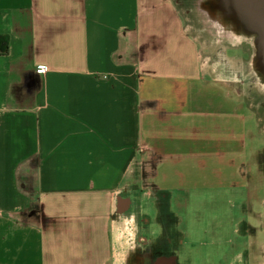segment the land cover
<instances>
[{
  "label": "crops",
  "instance_id": "obj_1",
  "mask_svg": "<svg viewBox=\"0 0 264 264\" xmlns=\"http://www.w3.org/2000/svg\"><path fill=\"white\" fill-rule=\"evenodd\" d=\"M176 3L0 0V264L241 263L192 255L186 207L160 233L146 212L264 184V127Z\"/></svg>",
  "mask_w": 264,
  "mask_h": 264
},
{
  "label": "rangeland",
  "instance_id": "obj_2",
  "mask_svg": "<svg viewBox=\"0 0 264 264\" xmlns=\"http://www.w3.org/2000/svg\"><path fill=\"white\" fill-rule=\"evenodd\" d=\"M199 1L207 3L214 13L223 17L224 24L230 30L224 31L217 26L210 13L201 8ZM211 1L214 3L213 8L210 6ZM217 1L177 0L176 12L187 21V30L200 34L202 47L208 46L218 55L215 62L219 63L223 83L255 112L260 126L264 127V78L254 64L255 35L227 17L216 4ZM260 145L264 151V134ZM255 179L257 176L254 173L252 180ZM258 188L259 192L255 195H239L238 199L234 198L229 203L226 200L229 195H185L186 206L175 201L180 195H171L168 201L161 195H143V198L147 204L146 212L158 233L163 230L160 227L162 223H173L175 217L171 215V210L176 213V208L181 210L186 207L187 214L179 216L175 227L192 231V236H186L185 240L191 242L189 247L195 257L201 256V252L204 256L213 255L214 248L206 247L214 240L223 239L233 241L235 250L241 251L237 257L241 261L239 264H249V256L250 262L255 256L256 264H264V184ZM219 222L222 226L216 225ZM159 253L161 256L174 254L173 249L167 246H162Z\"/></svg>",
  "mask_w": 264,
  "mask_h": 264
},
{
  "label": "water",
  "instance_id": "obj_3",
  "mask_svg": "<svg viewBox=\"0 0 264 264\" xmlns=\"http://www.w3.org/2000/svg\"><path fill=\"white\" fill-rule=\"evenodd\" d=\"M218 7L255 35L254 64L264 78V0H219Z\"/></svg>",
  "mask_w": 264,
  "mask_h": 264
},
{
  "label": "trees",
  "instance_id": "obj_4",
  "mask_svg": "<svg viewBox=\"0 0 264 264\" xmlns=\"http://www.w3.org/2000/svg\"><path fill=\"white\" fill-rule=\"evenodd\" d=\"M10 39L7 34H0V55L9 53Z\"/></svg>",
  "mask_w": 264,
  "mask_h": 264
},
{
  "label": "bare ground",
  "instance_id": "obj_5",
  "mask_svg": "<svg viewBox=\"0 0 264 264\" xmlns=\"http://www.w3.org/2000/svg\"><path fill=\"white\" fill-rule=\"evenodd\" d=\"M208 12L210 13V16L212 18V20L214 21V23L219 26L221 29H223L224 31L230 30V28L228 27V25L224 24V20L222 19V17H220L218 14L213 13L212 11L208 10Z\"/></svg>",
  "mask_w": 264,
  "mask_h": 264
},
{
  "label": "flooded vegetation",
  "instance_id": "obj_6",
  "mask_svg": "<svg viewBox=\"0 0 264 264\" xmlns=\"http://www.w3.org/2000/svg\"><path fill=\"white\" fill-rule=\"evenodd\" d=\"M217 1V0H216ZM204 2L202 1L201 3H200V1H199V5L201 6V8L204 10V12L205 11H208V10H210V11H212L211 9H210V7L208 6V4L206 3V4H203ZM216 4L218 5V1L216 2ZM210 6L213 8L214 7V3H213V1H211V4H210ZM216 6V5H215ZM208 9V10H207ZM213 12V11H212ZM214 13V12H213ZM207 15V14H206ZM223 18V17H222ZM230 28V27H229ZM232 29V28H231Z\"/></svg>",
  "mask_w": 264,
  "mask_h": 264
},
{
  "label": "built area",
  "instance_id": "obj_7",
  "mask_svg": "<svg viewBox=\"0 0 264 264\" xmlns=\"http://www.w3.org/2000/svg\"><path fill=\"white\" fill-rule=\"evenodd\" d=\"M45 71V68L39 69V72H43Z\"/></svg>",
  "mask_w": 264,
  "mask_h": 264
}]
</instances>
